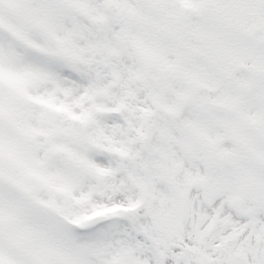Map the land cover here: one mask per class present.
Wrapping results in <instances>:
<instances>
[{
	"label": "snow or ice",
	"instance_id": "1",
	"mask_svg": "<svg viewBox=\"0 0 264 264\" xmlns=\"http://www.w3.org/2000/svg\"><path fill=\"white\" fill-rule=\"evenodd\" d=\"M0 264H264V0H0Z\"/></svg>",
	"mask_w": 264,
	"mask_h": 264
}]
</instances>
